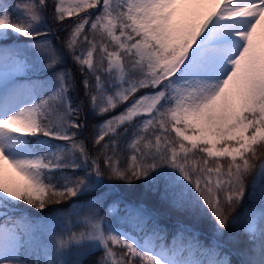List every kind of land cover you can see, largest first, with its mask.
I'll list each match as a JSON object with an SVG mask.
<instances>
[{
    "label": "snow or ice",
    "instance_id": "1",
    "mask_svg": "<svg viewBox=\"0 0 264 264\" xmlns=\"http://www.w3.org/2000/svg\"><path fill=\"white\" fill-rule=\"evenodd\" d=\"M48 7L0 3V264H85L97 251L94 264H234L237 225L250 244L239 264H264V0H52L54 24L76 18L64 49L91 110L108 116L94 126L95 157L78 139L81 106L72 75L57 70L65 55L47 39ZM41 68L46 81L21 80ZM101 156L116 180L164 178L178 211L206 207L212 241L183 229L169 242L139 207L128 210L130 233L89 204L75 223L80 211L46 217L66 226L44 242L50 224L23 216L21 204L44 211L97 191ZM246 198L253 204L236 215Z\"/></svg>",
    "mask_w": 264,
    "mask_h": 264
},
{
    "label": "trees",
    "instance_id": "2",
    "mask_svg": "<svg viewBox=\"0 0 264 264\" xmlns=\"http://www.w3.org/2000/svg\"><path fill=\"white\" fill-rule=\"evenodd\" d=\"M5 3H10L16 5L18 3H23L25 0H3ZM49 7L45 15L49 17L47 21L49 31V39L57 49H59L65 55V63L60 65L57 70L69 71L73 77V87L70 91V96L73 102V106L80 105V121L85 124L84 129L79 134L78 139L84 140L89 148L90 156L95 157L99 152V146L93 147V140L96 135L94 126L102 123L104 119L108 116L96 115L90 108L88 98L84 95L83 85L81 83L83 76L79 70L78 65L74 63L71 55L67 54L64 49V40L70 31L71 25L75 22L76 18L72 17L65 21L62 25H56L50 19L52 13V0H48ZM91 11V10H89ZM83 13H81V16ZM67 29V30H65ZM25 44H30L32 41L25 40L21 38ZM82 48L87 47V45H81ZM80 48L77 49L79 53ZM97 59H99V54H97ZM34 71V72H33ZM31 77L38 75V77H43L50 75L46 69L33 70ZM31 72V71H30ZM91 81V78H90ZM144 90H140L137 95H140ZM123 106L117 107L111 115H116L122 111ZM122 131V129H121ZM174 135V134H173ZM127 139V138H125ZM107 140V138H106ZM103 143V142H102ZM121 151V166H125L127 162V157L129 155L128 151L124 150V140L121 141L120 145ZM264 152V148H258V154ZM101 171L104 173L103 176V186H100L97 191L82 196L79 199L73 198L71 202H63L61 204H49L48 208L44 211H37L36 209L30 208L26 204H21V209L23 211V216L31 217L37 223L42 224L43 222H50L45 220L46 217L50 218L52 216H68L69 213L75 211H80L84 216L87 214V205L91 204L97 208L101 216H105V220L112 216H120L123 220L124 225L134 231L133 222L128 219V210L131 208L139 207L145 210V212L151 217L150 223H155L158 228L162 230L167 238L172 237L178 230L182 228L189 229L198 233V237L207 241L212 240V229L214 227V221L208 211L204 206L196 210L188 211H178L171 206L170 200L165 195V180L161 178L153 184H146L143 180L133 181L131 183L127 181H120L111 178L107 170L103 166V157H100ZM226 163V162H225ZM82 172H69L68 175L73 177L76 175H81ZM103 191L104 196L99 197V192ZM93 197H99L94 199ZM253 204L252 201L246 198L244 205L238 209L236 215L246 214L249 210V205ZM20 211V210H17ZM75 215H71L69 218H73ZM66 222L61 219L55 223H51L49 231L44 235V242H51L53 239L65 234ZM80 228L74 227L72 231H79ZM229 232L235 235L239 239L237 244H229L228 247L231 250V258L234 264H239L240 260L245 259L244 253L250 247L248 242V237L241 231L240 225L235 228H229ZM50 233V234H49ZM258 246V245H257ZM102 255V252H94L92 255L85 259V264L89 262H95ZM35 260V257H31Z\"/></svg>",
    "mask_w": 264,
    "mask_h": 264
},
{
    "label": "rangeland",
    "instance_id": "3",
    "mask_svg": "<svg viewBox=\"0 0 264 264\" xmlns=\"http://www.w3.org/2000/svg\"><path fill=\"white\" fill-rule=\"evenodd\" d=\"M0 3H5L3 0H0ZM15 42H10V44H9V46L11 47V46H13V44H14ZM25 76V75H24ZM22 77L21 78V80L23 81V80H31L32 82H34V83H42V82H44V81H46L47 79H49L50 77H45V78H34V79H32V78H27V77ZM146 91V90H145ZM145 91H143V93H141L140 95H143L144 94V92ZM86 215V214H85ZM64 216V215H63ZM82 217H83V215L80 213V216H74L71 220H72V222L73 223H75L76 221H78L79 219H82ZM121 219V217H119V216H116V217H114V218H109V220H110V223L113 225V227H118V228H121V229H123V230H126V231H129L130 233L131 232H133L131 229H129V228H127L122 222H119V221H121L120 220ZM66 222V221H65ZM116 223V224H115ZM42 224H44V225H49L50 224V227H51V223L50 222H43ZM183 229H186V228H183ZM182 229V230H183ZM80 230V229H79ZM187 231L185 232V235H188L189 233H191V234H194V235H196L197 236V233L196 232H191V231H189L188 229H186ZM180 230H178L177 232H179ZM176 232V233H177ZM175 233V234H176ZM137 234L138 235H142V233H139V232H137ZM200 241H201V243H203V244H205V245H207L210 241H212V240H209L207 243L205 242V241H202L201 239H199ZM169 242H171V239L170 240H168ZM115 251L119 254V253H122L124 250L123 249H121V248H116L115 249ZM136 264H140V262H139V260H137L136 261Z\"/></svg>",
    "mask_w": 264,
    "mask_h": 264
}]
</instances>
